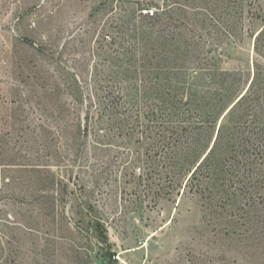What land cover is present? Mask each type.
<instances>
[{"label":"rangeland","instance_id":"374dc122","mask_svg":"<svg viewBox=\"0 0 264 264\" xmlns=\"http://www.w3.org/2000/svg\"><path fill=\"white\" fill-rule=\"evenodd\" d=\"M171 1L189 15L214 4ZM156 4L165 2L0 0V231L9 242L0 264H264V168L241 174L253 188L223 205L185 181L172 189L143 145L81 138L86 103L67 95L66 80H89L92 66L109 61L105 51L92 56L101 33ZM243 10L239 39L220 53L222 68L245 81L264 0H243ZM160 17L145 30L157 42L168 23Z\"/></svg>","mask_w":264,"mask_h":264},{"label":"trees","instance_id":"16d2710c","mask_svg":"<svg viewBox=\"0 0 264 264\" xmlns=\"http://www.w3.org/2000/svg\"><path fill=\"white\" fill-rule=\"evenodd\" d=\"M164 2L163 8L130 12L127 23L113 21L92 51L93 57L107 52L109 61L92 66L85 82L75 74L73 88L66 80L67 95L86 103L82 140L92 134V145L101 148L127 139L143 145L144 156L157 159L172 189L185 181L189 192L225 205L253 188L241 174L264 168V24L252 35L244 81L237 69L222 68L220 53L243 31V0H214L211 6L203 1L190 15L187 4ZM161 15L168 23L157 42L145 30ZM7 238L0 231V254Z\"/></svg>","mask_w":264,"mask_h":264}]
</instances>
